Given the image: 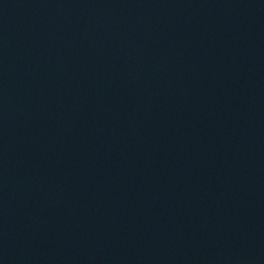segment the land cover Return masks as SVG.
<instances>
[{
	"label": "water",
	"instance_id": "95a60500",
	"mask_svg": "<svg viewBox=\"0 0 264 264\" xmlns=\"http://www.w3.org/2000/svg\"><path fill=\"white\" fill-rule=\"evenodd\" d=\"M0 264H264V0H0Z\"/></svg>",
	"mask_w": 264,
	"mask_h": 264
}]
</instances>
